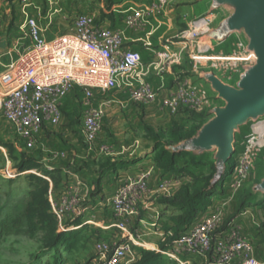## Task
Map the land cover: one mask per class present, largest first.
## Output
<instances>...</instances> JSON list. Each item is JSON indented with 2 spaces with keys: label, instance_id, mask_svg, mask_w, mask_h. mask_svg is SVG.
Masks as SVG:
<instances>
[{
  "label": "crops",
  "instance_id": "1",
  "mask_svg": "<svg viewBox=\"0 0 264 264\" xmlns=\"http://www.w3.org/2000/svg\"><path fill=\"white\" fill-rule=\"evenodd\" d=\"M34 1L21 3L27 5V12L22 11L19 19L4 21L2 18L0 73L28 45L25 40L17 43L15 37H28L26 22L29 18L36 21L45 37L53 30L55 36L71 31L78 13H90L97 20L119 29L123 38L122 48L138 51L141 56V64L117 75L112 88L93 90L92 105L102 106L105 111L102 129L94 141H84L85 106L73 99L72 93L62 102L59 124L44 126L36 136L35 144L40 150L48 152L52 160L64 162L63 170L72 183L69 195H77L76 210L67 215V230L88 229L90 234L95 233L94 244L99 240L114 243L127 240L132 248L138 244L142 254L152 253L154 256L139 264H172L174 261L180 264L159 253L164 235L172 233V230H167L173 227L171 217L179 213L177 208L163 203L161 198L174 195L182 186L196 185L200 188L205 185L217 148L209 144L202 149H193L188 146L189 141L204 133L217 113L228 107L231 92L247 88V83L254 79V70L264 57L263 48L258 46V57L251 51V59L244 60L240 44L248 49L252 37L244 23L231 28L241 10L240 1L167 0L163 11L152 17L143 30L126 28L123 19L130 12L146 10L153 0H81L61 18H57L53 6L41 11ZM46 22L53 23L54 27L46 28ZM160 53L165 56L160 57ZM184 80L207 98L202 111L190 112L181 107L171 113L163 106L164 99ZM143 83H148L156 93L152 103L143 104L129 99V90ZM174 124L179 130L171 138L169 133ZM146 127L151 129V133ZM160 130L163 134L159 133ZM254 131H264V112L255 120L236 124L225 135L227 145H230L225 171L235 168L247 136ZM206 136L222 137L218 131L206 132ZM178 144H187V149L174 152V146ZM103 146L110 151H102ZM59 152L64 155L56 154ZM157 155L165 157L168 164H157ZM143 172L148 173L150 187L166 181L169 193L142 195L138 214L127 219L126 229L122 231L115 226L120 218L112 212L109 199L117 187ZM230 181L224 175L213 189L206 191L208 204L198 210L190 225L210 213L221 212L222 223L218 232L227 233L230 225L237 226L239 233L252 242L254 256L264 264V149L240 189H231ZM140 226L145 229L140 230ZM98 260L96 264H103L99 257ZM178 260L192 264L203 262V258L195 256H181Z\"/></svg>",
  "mask_w": 264,
  "mask_h": 264
},
{
  "label": "built area",
  "instance_id": "2",
  "mask_svg": "<svg viewBox=\"0 0 264 264\" xmlns=\"http://www.w3.org/2000/svg\"><path fill=\"white\" fill-rule=\"evenodd\" d=\"M26 4L30 0H19ZM167 0H153L146 10H137L125 15L123 24L128 29L143 30L147 22L160 14ZM2 16L0 14V29ZM31 41L24 50L0 73V112L17 130L26 145L33 146L36 136L46 125H58L62 118L63 100L77 88L83 113V138L91 143L103 126L105 111L102 106L91 103L94 89H109L115 85L116 76L127 73L141 64L138 51L123 49L122 32L97 20L90 13L80 12L74 19L72 30L52 39L42 35L33 18L26 22ZM164 57V53L159 54ZM129 99L149 104L156 93L148 83L129 90ZM207 105V98L190 82L184 80L163 101L171 113L181 107L190 112H200ZM264 145V134L254 132L245 141L237 165L230 174V187L240 189L255 166L260 148ZM102 151H110L106 146ZM63 156V152L56 153ZM148 173L130 178L117 187L109 199V205L120 220L115 226L124 231L127 219L139 212L142 195L168 194L166 181L150 187ZM77 195H69L64 207L54 208L58 219L63 214L74 213ZM222 223L221 212L216 211L201 221L187 226L159 253L180 264H192L178 260L181 256L203 258L201 264H260L254 256L252 242L230 225L227 233L218 232ZM94 248L103 264H123L132 259L134 251L127 240L119 242L96 241Z\"/></svg>",
  "mask_w": 264,
  "mask_h": 264
},
{
  "label": "rangeland",
  "instance_id": "3",
  "mask_svg": "<svg viewBox=\"0 0 264 264\" xmlns=\"http://www.w3.org/2000/svg\"><path fill=\"white\" fill-rule=\"evenodd\" d=\"M38 8L44 11L51 6L55 15H61L78 6L81 0H36ZM31 5V4H30ZM27 5L19 0H0V13L4 21L22 17ZM88 12V11H86ZM44 15V14H43ZM47 23V24H46ZM44 25L51 29L53 23ZM54 31V30H53ZM47 32L44 38L52 39L56 33ZM62 34V33H61ZM17 43L31 42L28 37H15ZM25 40V41H24ZM72 97L81 102V93L75 88ZM82 104V102H81ZM80 106L78 110L80 111ZM81 115L79 114L78 117ZM64 162L52 160L48 152L36 144L25 141L0 112V219H20V226H13L0 239V264H96L99 262L93 251V236L88 229L68 231L69 217L63 214L58 219L54 208L64 207V201L72 191ZM231 168L226 171L230 180ZM51 213L57 223L53 224ZM140 230H144L140 226ZM133 229V228H132ZM141 246L133 245L134 257L123 264L144 263L154 257L152 253L142 254ZM141 260V261H140ZM174 261V260H171ZM172 264H178L175 261Z\"/></svg>",
  "mask_w": 264,
  "mask_h": 264
},
{
  "label": "water",
  "instance_id": "4",
  "mask_svg": "<svg viewBox=\"0 0 264 264\" xmlns=\"http://www.w3.org/2000/svg\"><path fill=\"white\" fill-rule=\"evenodd\" d=\"M241 4V10L239 15L235 19L234 25L231 28H236V24L244 23L246 28L252 37L250 45L247 47L241 46V52L244 55V60L251 59L249 54L254 51L257 55L258 46H261L264 51V0H239ZM254 79L247 83V88L241 92H231V103L226 109H223L217 113V117L209 124L204 133H200L188 146L190 148L198 149L207 147L209 144H213L217 149L214 153L210 168L213 169V173L210 177V186L213 189L226 174L225 163L229 158V147L227 145L226 137L232 128L239 123L249 120H255L260 117L264 112V57L262 63L254 70ZM220 132L222 137L210 138L206 136V132ZM256 132V131H254ZM250 133L247 138L253 134ZM205 135V136H204ZM246 138V139H247ZM187 149V144H178L174 146V152ZM264 149V145L260 148L259 153ZM174 154L172 153L171 156ZM256 158V159H257ZM264 186V182H263Z\"/></svg>",
  "mask_w": 264,
  "mask_h": 264
},
{
  "label": "trees",
  "instance_id": "5",
  "mask_svg": "<svg viewBox=\"0 0 264 264\" xmlns=\"http://www.w3.org/2000/svg\"><path fill=\"white\" fill-rule=\"evenodd\" d=\"M80 92V90L78 89ZM148 133H151V129L146 127ZM178 127L174 124L170 129V136L174 138L175 133L178 131ZM160 134H163V131H159ZM155 162L161 166L168 164L167 159L162 155H157L155 157ZM213 173V169L210 168V174L205 177V185L198 188L196 185L193 187L182 186L174 195L168 197H162L161 201L167 205L177 208L179 213L171 217L173 227L167 230H172L171 235H164L163 241L160 243V247L166 248L177 236L185 229L186 225L192 224L194 221L198 210L203 209L208 204V199L205 196L206 191L211 189L210 186V177ZM199 189V190H198ZM51 218L53 224L56 225L57 220L54 213H51ZM15 226H20L19 218H12V221L9 222L7 219H0V239L3 234L9 232L11 228ZM168 232V231H167Z\"/></svg>",
  "mask_w": 264,
  "mask_h": 264
},
{
  "label": "bare ground",
  "instance_id": "6",
  "mask_svg": "<svg viewBox=\"0 0 264 264\" xmlns=\"http://www.w3.org/2000/svg\"><path fill=\"white\" fill-rule=\"evenodd\" d=\"M257 133H259V134H261V135H262V134H264V131H260V132H257Z\"/></svg>",
  "mask_w": 264,
  "mask_h": 264
}]
</instances>
